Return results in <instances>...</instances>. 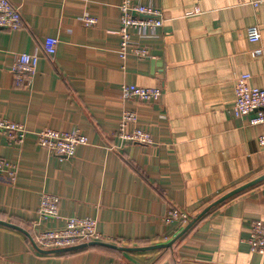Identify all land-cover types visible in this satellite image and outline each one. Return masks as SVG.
Here are the masks:
<instances>
[{
    "label": "crops",
    "instance_id": "1",
    "mask_svg": "<svg viewBox=\"0 0 264 264\" xmlns=\"http://www.w3.org/2000/svg\"><path fill=\"white\" fill-rule=\"evenodd\" d=\"M9 2L22 25L0 30V118L27 134L14 145L0 133V159L16 166L14 184L0 175V220L33 237L64 228L69 218L90 217L110 244L149 247L168 243L187 225H168L169 210L188 222L264 175L258 145L264 125H249L232 110L239 76L248 74L249 87L264 89V0H134L158 10L163 23L130 31L132 45L150 57L124 59L120 0ZM87 16L94 26H84ZM251 26L259 28L258 43L247 39ZM46 38L58 40L53 57L43 53ZM20 53L39 58L27 86L12 77ZM124 85L157 88L160 97L124 100ZM125 111L137 119L127 131L142 129L152 145L116 137ZM44 129L78 130L87 144L60 159L37 146ZM43 194L58 197V218L37 216ZM253 221L264 223V181L210 209L167 249L44 254L22 233L0 226V264H264L246 243Z\"/></svg>",
    "mask_w": 264,
    "mask_h": 264
},
{
    "label": "built area",
    "instance_id": "2",
    "mask_svg": "<svg viewBox=\"0 0 264 264\" xmlns=\"http://www.w3.org/2000/svg\"><path fill=\"white\" fill-rule=\"evenodd\" d=\"M205 1V0H199ZM256 5V3H253ZM120 44L118 54L124 59L127 53L137 58H149V52L144 48L132 45L130 31L151 30L161 27L163 23L162 14L153 8L135 3L134 0H120ZM83 24L91 27L96 24L92 17H84ZM22 25L21 15L9 0H0V30L15 31ZM247 39L250 43L260 41V31L257 26L247 29ZM58 40L46 38L43 41V50L48 57L56 53ZM261 49L253 52L258 57ZM39 58L35 55L20 53L15 55L12 67V77L16 84L27 86L32 81L37 71ZM250 79L248 74L239 76L234 84L235 101L233 114L236 118H249V125H264V89L249 87L247 82ZM120 97L126 99H137L144 102H156L160 97V90L157 88H143L134 85L122 86ZM136 115L133 112L122 113L119 129L116 137L123 143L152 145L151 136L142 129L133 128L127 131V126L135 125ZM0 133L8 143L21 145L24 143L27 131L23 125L0 118ZM37 146L54 154L60 159H69L75 155L78 147L87 144V138L78 130L70 132H59L51 129H44L36 134ZM258 145L264 147V134L258 138ZM13 163L0 159V175L6 177L7 183L14 184L16 179V168ZM59 199L56 196L43 194L37 208V216L40 219L58 218ZM165 221L168 225L175 222L186 223L187 216L174 210H169ZM32 240L36 247L44 251L64 249L90 242L109 243V239L102 237L96 229L95 221L90 217L69 218L65 226L59 230H38ZM109 240V241H108ZM252 254L264 257V223L253 221L250 233L246 241Z\"/></svg>",
    "mask_w": 264,
    "mask_h": 264
},
{
    "label": "water",
    "instance_id": "3",
    "mask_svg": "<svg viewBox=\"0 0 264 264\" xmlns=\"http://www.w3.org/2000/svg\"><path fill=\"white\" fill-rule=\"evenodd\" d=\"M264 181V175L258 177L257 179L246 183L234 190H232L231 192L225 194L224 196H222L221 198H219L218 200H216L215 202H213L212 204H210L207 208H205L201 213H199L196 217H194L193 219H191V221H189L187 223V225L183 228V230L171 241H169L168 243L165 244H159V245H154V246H149V247H120L117 245H113L110 243H104V242H90V243H84L78 246H74V247H69V248H64V249H57V250H50V251H44L39 249L38 247H36V245L34 244L32 237L22 228L13 225L9 222H5L0 220V226L18 231L20 233H22L23 235H25L30 243L33 245V247L40 253H44V254H56V253H68V252H74V251H78V250H82V249H86V248H90V247H103V248H107V249H112L115 251H119V252H144V251H149V250H159V249H167L170 248L178 239H180L183 234L185 232H187L202 216H204L210 209H212L213 207L217 206L218 204L222 203L223 201L227 200L228 198L260 183Z\"/></svg>",
    "mask_w": 264,
    "mask_h": 264
},
{
    "label": "rangeland",
    "instance_id": "4",
    "mask_svg": "<svg viewBox=\"0 0 264 264\" xmlns=\"http://www.w3.org/2000/svg\"><path fill=\"white\" fill-rule=\"evenodd\" d=\"M15 168H16V166H14ZM5 178V177H4ZM2 180V179H1ZM7 179L5 178V180L3 179L2 181H5L6 183H7V181H6ZM7 184H9V183H7ZM10 185V184H9ZM43 220H46V219H43ZM189 220V219H188ZM190 221H191V219H190ZM189 222V221H188ZM187 221H186V223H188ZM103 237V236H102ZM105 238V237H104Z\"/></svg>",
    "mask_w": 264,
    "mask_h": 264
},
{
    "label": "trees",
    "instance_id": "5",
    "mask_svg": "<svg viewBox=\"0 0 264 264\" xmlns=\"http://www.w3.org/2000/svg\"><path fill=\"white\" fill-rule=\"evenodd\" d=\"M42 48H43V46H42ZM43 53L45 54V52H44V50H43ZM46 55V54H45ZM47 56V55H46ZM48 57V56H47ZM105 243V242H104Z\"/></svg>",
    "mask_w": 264,
    "mask_h": 264
}]
</instances>
